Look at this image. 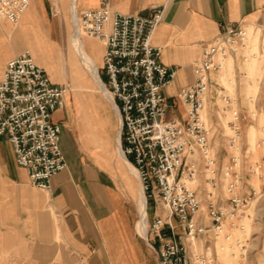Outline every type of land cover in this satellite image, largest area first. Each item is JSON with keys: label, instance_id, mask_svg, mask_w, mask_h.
Returning a JSON list of instances; mask_svg holds the SVG:
<instances>
[{"label": "built area", "instance_id": "1", "mask_svg": "<svg viewBox=\"0 0 264 264\" xmlns=\"http://www.w3.org/2000/svg\"><path fill=\"white\" fill-rule=\"evenodd\" d=\"M31 3L0 0V22L19 24ZM101 3L100 8L79 13L77 23L85 36L105 46L103 84L119 114L121 151L137 170L157 213L147 244L158 264H220L210 247L201 253H194L192 247L202 238L222 234L227 220H238L254 200L264 196V188L238 193L240 178L228 167L226 176L234 178L227 186L228 197L210 194L211 223L206 225L200 218L203 200L189 183L200 172L198 155L213 175L207 181L216 186V159L201 112L211 74L222 69L227 56L237 55L247 45V28L220 24V35L203 47L194 67V83L169 98L164 91L178 70L161 63L163 48L153 43L165 9L156 7L149 16L127 15L113 10L106 0ZM68 92L66 86L52 83L30 50L9 62L0 82V141L12 145L30 184L43 191H50L54 176L67 168L61 148L63 129L52 117L65 107ZM225 100L230 104V99ZM179 103L188 106L185 121L170 116ZM240 120L237 112L232 124L238 136ZM233 162L236 167V159Z\"/></svg>", "mask_w": 264, "mask_h": 264}, {"label": "crops", "instance_id": "2", "mask_svg": "<svg viewBox=\"0 0 264 264\" xmlns=\"http://www.w3.org/2000/svg\"><path fill=\"white\" fill-rule=\"evenodd\" d=\"M109 1L113 10L127 15L149 16L153 8L164 7V18L153 43L163 48L161 63L178 70L175 80L164 91L169 98L194 83V67L202 58L203 47L220 35V24L252 29L264 24V0ZM39 4L40 0H32L19 27L9 21L0 22L5 27L0 26V82L9 62L28 49L53 84L70 89L65 107L52 117L63 129L61 148L67 168L54 176L50 191L34 188L26 170L17 164L12 145L6 139L0 141V264H151L150 251L135 233L139 212L134 198L136 181L123 170L115 156L112 119L109 116L103 119V110L95 104L91 118L96 125L101 119L108 124L104 136L106 145L109 142L112 147L111 154L105 153L103 159H97L92 154L94 145L88 147L86 143L91 142L94 134L100 136L102 130L97 127L82 138L77 96L72 91L67 64L65 73L59 64L56 69L60 73L55 72L54 78L39 64L40 61L52 65L51 46L39 43L43 41ZM101 6L100 0H79L78 13ZM86 40L87 44L91 42L100 47L93 49V56L100 57L98 74L104 83L105 46L93 38ZM260 52L263 55V45ZM230 58L224 60L228 62ZM256 69L254 74H263V61H259ZM220 71L211 74L206 95L209 114L214 112L219 100L215 85ZM250 82L261 84L263 77H255ZM187 109L186 104L179 103L170 116L182 119L184 114L185 121ZM218 159L226 164L230 157L218 154ZM243 185L242 195L256 190Z\"/></svg>", "mask_w": 264, "mask_h": 264}, {"label": "rangeland", "instance_id": "3", "mask_svg": "<svg viewBox=\"0 0 264 264\" xmlns=\"http://www.w3.org/2000/svg\"><path fill=\"white\" fill-rule=\"evenodd\" d=\"M106 1L110 4L109 0ZM39 12L41 15L40 29L43 34V38L40 37L43 40L41 41L42 44L39 43L45 47H53V49L50 48V53L55 58L53 62L59 63L60 54H64L65 58L68 57L71 37L76 30L79 13L77 15L72 13L70 0H40ZM22 20L13 26L19 27ZM247 31V45L241 48L237 55H229L225 58L232 57L231 67L226 60H223V67L217 77L218 83L215 85V92H217L219 100L214 112L208 113L207 102L202 113V120L210 131L211 150L216 159V186L207 181L208 178L213 179V175L205 168L202 158L200 159L198 155L197 161L200 163V172L197 180L189 183V185L197 190L203 200L200 218L206 225L211 222L208 215L210 194L223 200L228 197L227 186L234 181L233 177L226 176L228 167L233 168L240 178V182L237 180L238 193H242V188L245 187L243 184L253 186L252 183H255L253 187L257 191L264 188V24L263 27L258 26L256 29L247 28ZM83 36L87 39L84 33ZM261 45H263V55L260 52ZM87 49L93 51V49H100V47L89 42ZM259 61H263V74L258 73L256 75L254 73L257 72L256 67ZM48 72L52 75L49 70ZM53 72L60 73L59 69H55ZM255 77H263V83H251L250 80ZM91 94L96 105L98 104L103 110L102 114L105 117L102 118L105 119L106 116H109L108 118L112 119V146L118 162L121 163L116 144V136L120 128L119 114L117 115V110L110 105L98 89H94ZM71 95L73 99L74 94L72 92ZM226 98L230 99V104H227ZM180 111L183 113L181 108ZM237 112L241 118L240 123H237L240 126V136H235L234 125L232 124ZM175 115L180 116L177 112ZM181 117L183 119L184 114ZM99 125L105 130L108 124L103 123L101 119ZM231 140L232 145L230 144ZM92 144L94 145L92 154L97 159H103L105 153H112L111 145L110 150H106L96 146L93 140L86 143L88 147ZM218 154L230 157L229 161L226 164L220 163ZM233 159L237 161L236 167H234ZM258 166L262 167L258 169ZM134 181H136L134 198L137 204L140 183L137 186L138 180ZM152 205L149 201L147 207L149 226L157 215ZM139 216L138 212L134 227L135 233L152 252L153 255L148 253L152 259L151 264H158V258L149 248L146 239L136 231ZM179 231L181 232V230ZM207 247H210L213 253L217 254L220 264H264V196L254 200L238 220L232 222L227 220L222 234L200 239L197 242V250L192 248V251L201 253ZM76 264L86 263L77 262Z\"/></svg>", "mask_w": 264, "mask_h": 264}, {"label": "bare ground", "instance_id": "4", "mask_svg": "<svg viewBox=\"0 0 264 264\" xmlns=\"http://www.w3.org/2000/svg\"><path fill=\"white\" fill-rule=\"evenodd\" d=\"M70 4H71L72 13L77 15L79 12V9H78L79 0H70ZM0 26L2 28H5L4 25H0ZM74 31L75 33L71 37V44H70V49H69L67 58H65L64 54H60L59 55L60 63L58 64L53 62V60L55 59L54 56H52L51 58L52 65L49 66L46 64H42L40 63V61H39V64L47 68L51 72L53 78L55 76V73L53 71H55V69L61 65L62 70L65 73V65L67 64L69 68L70 77H71L72 91L77 96V111H78V115L81 118L82 138L85 139V136L89 135V132L90 134H92L91 132L95 131L98 127L102 130V134L100 136L94 134V137H92L93 138L92 140L94 141V143H96V146L105 148L106 150L107 149L110 150V144H108L109 142L106 145V138L104 136L105 135L104 128H102L99 124L98 125L94 124L93 119L91 118V113L94 111V106L96 104V101L93 98L91 93L93 92L94 89H98L99 92L104 96V98L110 103V105L114 109H116V107L113 103L111 96L106 91L104 84L101 82L99 74H98L100 57L95 54L93 56V53L95 52L93 51L89 52L87 50V40L86 38H84L83 31L81 30V28L78 27V24L76 25V30ZM51 48L53 49V47ZM232 61L233 59L230 58L228 61L229 67H231ZM202 113L203 111L201 112V117H202ZM117 115H118V112H117ZM118 118H119V115H118ZM261 123H263V120H261ZM235 136H238L236 134V131H235ZM116 144H117V150H118V154L120 156V161H121L120 165H122V167L124 168L123 170L127 172L129 175H131L132 177H134L135 178L134 180H138V182L140 183V188L138 189V195H137V206H138L140 216L137 222L136 231H138L139 235H141L144 239H147L148 233H149V219H148V212H147L148 199L145 194L144 188L141 184L140 177H139L137 170L135 169L133 165H131L125 159L121 151L120 131H118L117 136H116ZM259 168L260 166H258V169ZM132 181L133 179L130 180L131 183ZM196 247H197V244H195L194 248L192 247L193 250L195 249L197 250Z\"/></svg>", "mask_w": 264, "mask_h": 264}]
</instances>
